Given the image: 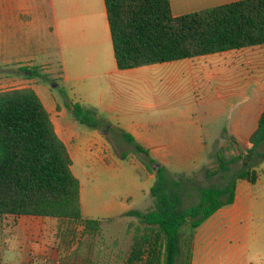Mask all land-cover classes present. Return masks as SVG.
<instances>
[{"label": "crops", "instance_id": "obj_1", "mask_svg": "<svg viewBox=\"0 0 264 264\" xmlns=\"http://www.w3.org/2000/svg\"><path fill=\"white\" fill-rule=\"evenodd\" d=\"M238 1L169 4L172 15L181 16ZM200 62L209 70L204 78L205 69L197 73ZM179 70L190 71L185 87L171 78L170 72ZM43 76L54 79L58 94L44 86ZM200 86L208 107L204 110ZM0 87L31 88L39 97L71 158L84 218L136 222L126 214L152 205L155 180L143 161L155 162L153 170L158 166L172 177L194 180L206 177L221 148L251 147L250 137L264 112V45L119 70L104 0H0ZM74 104L93 110L98 128L77 122L70 109ZM122 132L148 156L127 144ZM125 145L133 148L140 164L125 153ZM258 163L254 161L255 171ZM254 184L237 181L233 209ZM218 214L223 218L230 212L221 208L210 218ZM11 221L19 230L15 264H60L55 250L44 258L30 243L41 223H49L54 233L56 220L1 218L3 225ZM2 235L6 240L10 233ZM62 264H71L70 255Z\"/></svg>", "mask_w": 264, "mask_h": 264}, {"label": "trees", "instance_id": "obj_2", "mask_svg": "<svg viewBox=\"0 0 264 264\" xmlns=\"http://www.w3.org/2000/svg\"><path fill=\"white\" fill-rule=\"evenodd\" d=\"M104 5L119 70L264 45V0H242L181 16L172 15L169 0H104ZM70 109L77 122L98 128L93 110L76 104ZM121 134L137 153L148 156L129 134ZM263 143L264 112L246 154L228 160L217 155L223 173L229 164L241 161V168L220 187H195L192 178L172 177L162 168L154 171L155 162L143 161L155 175L152 205L144 212H127L136 222L128 223L133 233L121 264H191L196 230L234 203L237 181L256 183L254 157ZM214 174L206 170V177ZM194 188L198 202L184 207L183 197ZM11 216L56 220L60 264L73 247L76 229L93 238L102 223L82 216L80 183L71 171V158L31 88L0 91V220Z\"/></svg>", "mask_w": 264, "mask_h": 264}, {"label": "rangeland", "instance_id": "obj_3", "mask_svg": "<svg viewBox=\"0 0 264 264\" xmlns=\"http://www.w3.org/2000/svg\"><path fill=\"white\" fill-rule=\"evenodd\" d=\"M201 73L204 78L209 72L207 66L200 62ZM171 78H175L178 84L185 87L190 75L189 70H179L170 72ZM201 82V80H200ZM42 83L54 94H58L57 88H53L54 79L43 76ZM5 88L0 87V91ZM204 92L200 86L198 96L201 98L202 109L204 105ZM223 120H220V125ZM246 147H223L218 155L228 160L237 156L240 152L246 154ZM125 153L132 161L140 164V157L133 153V148L125 145ZM260 155L261 157H259ZM262 158V159H261ZM261 159V160H260ZM140 161V162H139ZM256 171L259 173V181L254 185H248V191L242 196L237 209L231 206L223 207L230 214L220 218L214 215L205 221L197 230L193 240L191 264H264V143L256 150L254 157ZM152 167V166H151ZM241 168V161L228 165L227 172L218 171L217 159L213 156L207 166V170L215 172L211 177H205L204 174L194 179L195 187H220L228 176ZM225 177V178H224ZM243 198L244 201H243ZM198 202V191L196 188L190 190L183 197L184 207L194 205ZM234 214H233V212ZM14 222L9 225H3L0 220V264L16 263L18 235L19 230L12 228ZM6 240L4 235L8 234ZM30 238L33 248L41 251L44 258L55 250L58 257V251L55 246V232L51 233L49 223H41L39 230ZM133 227L128 228V223L123 221H105L101 223L99 233L93 238L81 234L80 229H76L75 242L68 254L71 264H121V260L126 254L131 238ZM6 243V248H4Z\"/></svg>", "mask_w": 264, "mask_h": 264}, {"label": "water", "instance_id": "obj_4", "mask_svg": "<svg viewBox=\"0 0 264 264\" xmlns=\"http://www.w3.org/2000/svg\"><path fill=\"white\" fill-rule=\"evenodd\" d=\"M158 169V166H156L155 168H154V170H157Z\"/></svg>", "mask_w": 264, "mask_h": 264}]
</instances>
